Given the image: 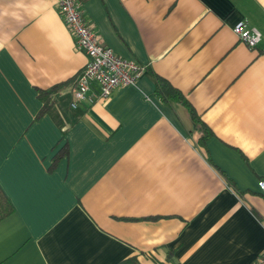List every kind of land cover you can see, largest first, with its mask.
<instances>
[{"label":"crops","instance_id":"1","mask_svg":"<svg viewBox=\"0 0 264 264\" xmlns=\"http://www.w3.org/2000/svg\"><path fill=\"white\" fill-rule=\"evenodd\" d=\"M78 1L103 44L146 69L73 109L89 58L57 0H0V186L14 206L0 264L258 261L264 0ZM157 77L189 104L160 96Z\"/></svg>","mask_w":264,"mask_h":264},{"label":"built area","instance_id":"2","mask_svg":"<svg viewBox=\"0 0 264 264\" xmlns=\"http://www.w3.org/2000/svg\"><path fill=\"white\" fill-rule=\"evenodd\" d=\"M57 2L65 23L75 35L77 48L89 58L77 76L71 108L77 109L81 103H92L95 99H108L118 87L136 85L146 67L119 56L105 46L93 31V26L85 20L78 0ZM233 31L250 48L257 47L263 36L259 29L249 27L244 21L238 22ZM259 187L264 196V179L259 181ZM252 264H264V256Z\"/></svg>","mask_w":264,"mask_h":264},{"label":"trees","instance_id":"3","mask_svg":"<svg viewBox=\"0 0 264 264\" xmlns=\"http://www.w3.org/2000/svg\"><path fill=\"white\" fill-rule=\"evenodd\" d=\"M58 87H59L58 85L55 86L53 90L57 89ZM157 90L160 96L162 95L167 99H177L185 104H189L187 100L183 99V96L181 95V93L177 91V89L172 87V85L169 82L165 81V79H162L161 77H157ZM50 93L51 91L49 90L40 92V96L43 99H45V106L42 112H45L46 110L50 109V107L52 106L51 101H49ZM191 110L193 111V113L195 112L193 107H191ZM66 153H67L66 147L60 150L59 154L55 157V163L58 162L61 159V157ZM13 211H14L13 204L11 203V201L6 196V194L4 193V191L0 186V221L3 220L5 217L9 216L10 214H12ZM122 264H137V263L132 260H127L124 261Z\"/></svg>","mask_w":264,"mask_h":264}]
</instances>
